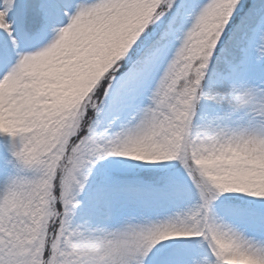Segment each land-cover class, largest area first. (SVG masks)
<instances>
[{
  "label": "snow or ice",
  "instance_id": "1",
  "mask_svg": "<svg viewBox=\"0 0 264 264\" xmlns=\"http://www.w3.org/2000/svg\"><path fill=\"white\" fill-rule=\"evenodd\" d=\"M0 264H264V0H0Z\"/></svg>",
  "mask_w": 264,
  "mask_h": 264
}]
</instances>
